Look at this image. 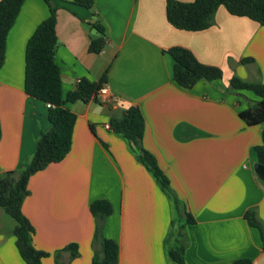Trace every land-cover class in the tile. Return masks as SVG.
Masks as SVG:
<instances>
[{
	"label": "crops",
	"instance_id": "crops-1",
	"mask_svg": "<svg viewBox=\"0 0 264 264\" xmlns=\"http://www.w3.org/2000/svg\"><path fill=\"white\" fill-rule=\"evenodd\" d=\"M190 2L192 0H179ZM55 61L65 97L77 82L104 80L111 99L67 102L76 115L69 152L32 174L22 212L32 242L48 253L42 264H91L102 238L117 242V264H171L167 249L174 206L109 119L137 106L145 129L142 145L157 159L171 188L194 221L185 227V264H264L260 232L244 217L254 208L264 226V177L254 171V146L262 125H247L239 112L259 100L250 90L228 87L233 75L264 82V26L219 6L213 24L187 31L166 18V0H93L86 8L53 0ZM49 14L43 0H24L7 33L0 67V171L20 170L39 136L50 129L49 107L24 91L27 40ZM103 28L105 44L89 51ZM172 46L189 49L222 77L191 88L172 80ZM243 58L252 61L242 63ZM108 125V127H106ZM105 199L111 213L95 235L90 203ZM14 222L0 207V264H27L18 251ZM76 244L78 254L62 250ZM103 264V263H101Z\"/></svg>",
	"mask_w": 264,
	"mask_h": 264
},
{
	"label": "trees",
	"instance_id": "trees-1",
	"mask_svg": "<svg viewBox=\"0 0 264 264\" xmlns=\"http://www.w3.org/2000/svg\"><path fill=\"white\" fill-rule=\"evenodd\" d=\"M24 0H0V67L4 61L6 36L12 27ZM49 9L48 16L42 20L27 40L24 54V91L44 103H50L48 119L51 127L43 132L36 142L31 159L20 170L0 171V207L14 219L13 234L20 256L27 264H42L48 253L38 250L32 242L33 226L23 214L22 201L28 194V180L32 174L45 168L49 163L62 160L70 150L72 131L76 115L68 107L67 102L77 100L87 102L96 98L104 80L92 82L81 79L76 88L65 97L61 91V76L55 61L56 45V8L53 0H43ZM72 3L91 8L93 0H71ZM219 6H223L230 14L245 16L264 26V0H166V18L178 29L199 31L210 27ZM93 26L100 35L92 38L89 51L98 53L105 44L103 28L99 23ZM172 58V80L181 88L189 89L200 80L208 82L222 77L218 66L199 62L193 53L181 46H172L166 50ZM252 61L243 58L242 63ZM228 87L234 90H250L259 97L253 105L239 112V116L247 125H262L261 142L254 146L257 163L264 165V82L247 81L237 75L229 80ZM110 128L121 134L128 141L140 161L159 182L162 191L170 198L174 206L176 228L170 233L173 245L167 249L171 264H185L186 247L185 227L194 221L186 210L184 203L171 188L169 178L159 166L156 157L142 145L145 122L140 109L130 106L118 116L109 119ZM90 212L95 219V235L102 230L105 218L111 213V205L105 199H96L90 203ZM248 223L260 232L264 251V226L257 218L254 208L244 213ZM62 250L70 252V256L78 254L77 245L68 244ZM61 251V250H60ZM58 250L55 253L56 264L59 262ZM119 247L116 241L102 238L101 253H94L91 264H117ZM232 264H252L249 259H239Z\"/></svg>",
	"mask_w": 264,
	"mask_h": 264
},
{
	"label": "built area",
	"instance_id": "built-area-1",
	"mask_svg": "<svg viewBox=\"0 0 264 264\" xmlns=\"http://www.w3.org/2000/svg\"><path fill=\"white\" fill-rule=\"evenodd\" d=\"M97 97H98L102 102L111 99V97H110V95H109V93H108V89H107L104 85L99 89L98 94H97ZM46 105H47L48 107L51 106L50 103H46ZM106 127H108V125H106Z\"/></svg>",
	"mask_w": 264,
	"mask_h": 264
},
{
	"label": "water",
	"instance_id": "water-1",
	"mask_svg": "<svg viewBox=\"0 0 264 264\" xmlns=\"http://www.w3.org/2000/svg\"><path fill=\"white\" fill-rule=\"evenodd\" d=\"M253 168L259 177H264V165L263 164L256 162L253 164Z\"/></svg>",
	"mask_w": 264,
	"mask_h": 264
},
{
	"label": "rangeland",
	"instance_id": "rangeland-1",
	"mask_svg": "<svg viewBox=\"0 0 264 264\" xmlns=\"http://www.w3.org/2000/svg\"><path fill=\"white\" fill-rule=\"evenodd\" d=\"M9 216V215H8ZM11 218V220L14 222V224H15V221H14V219L12 218V217H10ZM177 224V223H176ZM176 224H175V227H174V229L176 228Z\"/></svg>",
	"mask_w": 264,
	"mask_h": 264
}]
</instances>
